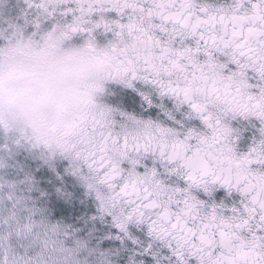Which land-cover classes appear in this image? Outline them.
<instances>
[{
    "label": "snow or ice",
    "instance_id": "obj_1",
    "mask_svg": "<svg viewBox=\"0 0 264 264\" xmlns=\"http://www.w3.org/2000/svg\"><path fill=\"white\" fill-rule=\"evenodd\" d=\"M0 264H264V0H0Z\"/></svg>",
    "mask_w": 264,
    "mask_h": 264
}]
</instances>
